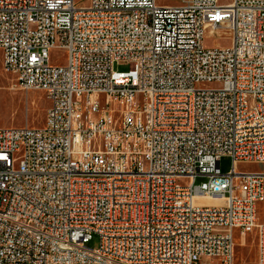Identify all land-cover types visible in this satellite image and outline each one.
Listing matches in <instances>:
<instances>
[{"label":"built area","instance_id":"obj_1","mask_svg":"<svg viewBox=\"0 0 264 264\" xmlns=\"http://www.w3.org/2000/svg\"><path fill=\"white\" fill-rule=\"evenodd\" d=\"M85 1L0 0L11 86L50 103L0 128V264H235L236 233L264 264V172L239 169L264 164V0Z\"/></svg>","mask_w":264,"mask_h":264},{"label":"rangeland","instance_id":"obj_2","mask_svg":"<svg viewBox=\"0 0 264 264\" xmlns=\"http://www.w3.org/2000/svg\"><path fill=\"white\" fill-rule=\"evenodd\" d=\"M185 0H158L159 3L168 5H180ZM230 0H221L227 3ZM86 0L84 4H87ZM205 46L208 48H227L232 44V31L228 27H221L216 31L207 29L204 38ZM53 64L67 62V52L61 48H54L51 51ZM130 65L115 63L114 69L128 71ZM13 76L4 70L3 55L0 51V128H22V127H42L46 122V109L49 107V100L45 92L38 89L22 91L12 88ZM204 88H217L216 84L203 85ZM111 106H115L111 103ZM232 168V159L222 157L221 169L227 173ZM240 170L264 172V164L241 163ZM208 178L198 176L195 184H201ZM257 217L259 223H264V201L258 203ZM241 238L236 233L235 264H256L258 260V244L255 233H250L246 245H241ZM99 238L95 235L88 243L91 248H96Z\"/></svg>","mask_w":264,"mask_h":264},{"label":"bare ground","instance_id":"obj_3","mask_svg":"<svg viewBox=\"0 0 264 264\" xmlns=\"http://www.w3.org/2000/svg\"><path fill=\"white\" fill-rule=\"evenodd\" d=\"M203 200H205L206 202H209L210 204H220V199L218 197H214V198H202ZM258 220V217H257Z\"/></svg>","mask_w":264,"mask_h":264},{"label":"crops","instance_id":"obj_4","mask_svg":"<svg viewBox=\"0 0 264 264\" xmlns=\"http://www.w3.org/2000/svg\"><path fill=\"white\" fill-rule=\"evenodd\" d=\"M23 91V90H22ZM48 109V108H47ZM47 109H46V111H47Z\"/></svg>","mask_w":264,"mask_h":264}]
</instances>
